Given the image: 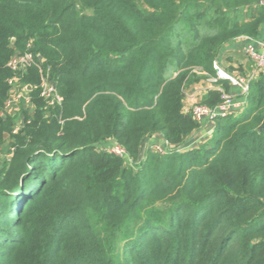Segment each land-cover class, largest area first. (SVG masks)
I'll return each mask as SVG.
<instances>
[{
  "label": "trees",
  "instance_id": "obj_1",
  "mask_svg": "<svg viewBox=\"0 0 264 264\" xmlns=\"http://www.w3.org/2000/svg\"><path fill=\"white\" fill-rule=\"evenodd\" d=\"M263 23L264 0H0V264H264V72L193 146L183 105ZM25 53L62 101L32 89L12 117L6 65Z\"/></svg>",
  "mask_w": 264,
  "mask_h": 264
},
{
  "label": "built area",
  "instance_id": "obj_2",
  "mask_svg": "<svg viewBox=\"0 0 264 264\" xmlns=\"http://www.w3.org/2000/svg\"><path fill=\"white\" fill-rule=\"evenodd\" d=\"M262 47H264L263 44ZM245 52L255 64V69L251 74L246 77L234 75L218 63L213 62L214 76L208 81L211 83L218 81L227 82L229 85L239 88L241 95L246 97L249 91L250 82L261 72H264V53L256 54L251 46H248ZM41 60L42 59L37 55L25 53L15 54L7 62L6 66L11 71L12 76L8 80V86L10 87L9 97L5 103L3 114L5 112L10 114L15 108L19 111L21 104L25 107H31V101L27 93L32 89H39L40 97L43 98L49 106L61 104V97L57 94L55 87L49 82L47 73H44L41 68ZM32 66H35L40 74V82L38 86H30L20 82L23 71ZM218 91L220 93V102L215 107L210 108L200 104H194L191 106L189 111L196 122H200L202 119L214 122L215 119L219 117H226L231 114L232 108L236 106L233 104L231 96H229L222 88L218 89ZM19 129L20 125L18 124L13 128L12 133L16 134ZM152 150L162 152V150L156 146H152ZM106 151L115 156L127 158L129 159V162H131L126 150L118 144H112L106 148Z\"/></svg>",
  "mask_w": 264,
  "mask_h": 264
},
{
  "label": "crops",
  "instance_id": "obj_3",
  "mask_svg": "<svg viewBox=\"0 0 264 264\" xmlns=\"http://www.w3.org/2000/svg\"><path fill=\"white\" fill-rule=\"evenodd\" d=\"M264 23L260 26L257 36L255 38H247L242 37L235 39L231 43L227 44L223 52L219 54L216 63L225 68L226 70H230V72L234 75L246 77L253 72L255 69L254 61L246 54L245 50L248 46H251L253 51L256 54L264 53ZM200 74H203L200 72ZM205 74V73H204ZM213 76H207V78L201 81L199 84L193 85L190 88H187L184 92V110H190L191 106L194 104H198L201 96L207 90H218L220 89L219 82L211 83L208 81ZM229 92H226L229 96H231L233 104L236 106L232 108L231 113L239 114L243 111L246 104V97L242 96L240 93V89L228 84ZM200 129L193 134L191 146L198 144L200 141H203L205 138H208L213 130L214 122L208 121L207 119H202L200 122ZM156 146L161 150H166L167 145L163 138L159 135L153 136L149 138L145 147ZM190 146V147H191Z\"/></svg>",
  "mask_w": 264,
  "mask_h": 264
},
{
  "label": "rangeland",
  "instance_id": "obj_4",
  "mask_svg": "<svg viewBox=\"0 0 264 264\" xmlns=\"http://www.w3.org/2000/svg\"><path fill=\"white\" fill-rule=\"evenodd\" d=\"M11 116L12 117H17L18 116V110L15 108V109H13L12 111H11ZM7 145V144H6ZM5 145V146H6ZM9 153H7V152H5L4 154H2L1 156H0V163H3L5 160H8L9 159Z\"/></svg>",
  "mask_w": 264,
  "mask_h": 264
},
{
  "label": "water",
  "instance_id": "obj_5",
  "mask_svg": "<svg viewBox=\"0 0 264 264\" xmlns=\"http://www.w3.org/2000/svg\"><path fill=\"white\" fill-rule=\"evenodd\" d=\"M263 128H264V119H263V121L261 122V124L258 126L257 130L259 131V130H261V129H263Z\"/></svg>",
  "mask_w": 264,
  "mask_h": 264
}]
</instances>
